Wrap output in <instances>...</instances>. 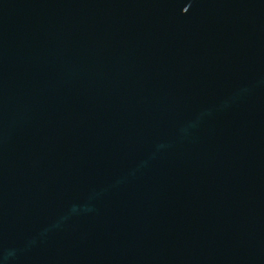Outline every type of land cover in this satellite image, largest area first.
Wrapping results in <instances>:
<instances>
[{"label":"water","instance_id":"1","mask_svg":"<svg viewBox=\"0 0 264 264\" xmlns=\"http://www.w3.org/2000/svg\"><path fill=\"white\" fill-rule=\"evenodd\" d=\"M0 264H264V0H0Z\"/></svg>","mask_w":264,"mask_h":264}]
</instances>
